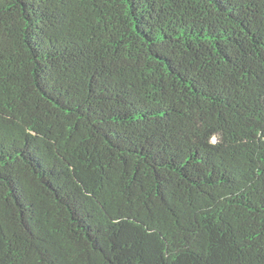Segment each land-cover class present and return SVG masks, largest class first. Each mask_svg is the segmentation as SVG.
<instances>
[{
  "label": "trees",
  "instance_id": "obj_1",
  "mask_svg": "<svg viewBox=\"0 0 264 264\" xmlns=\"http://www.w3.org/2000/svg\"><path fill=\"white\" fill-rule=\"evenodd\" d=\"M0 264H264V0H0Z\"/></svg>",
  "mask_w": 264,
  "mask_h": 264
}]
</instances>
